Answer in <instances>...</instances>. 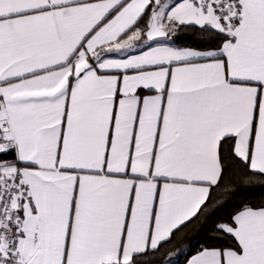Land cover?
Returning <instances> with one entry per match:
<instances>
[{"label":"snow or ice","instance_id":"1","mask_svg":"<svg viewBox=\"0 0 264 264\" xmlns=\"http://www.w3.org/2000/svg\"><path fill=\"white\" fill-rule=\"evenodd\" d=\"M0 264H264V0H0Z\"/></svg>","mask_w":264,"mask_h":264}]
</instances>
